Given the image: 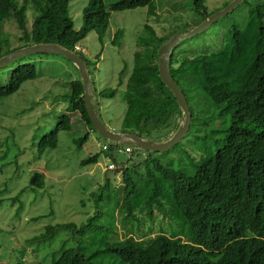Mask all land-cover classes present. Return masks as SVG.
<instances>
[{"label":"trees","instance_id":"1","mask_svg":"<svg viewBox=\"0 0 264 264\" xmlns=\"http://www.w3.org/2000/svg\"><path fill=\"white\" fill-rule=\"evenodd\" d=\"M30 1L37 15L29 28L25 17L29 0H0V57L37 43H55L78 54L84 50L76 51L75 46L82 48L80 42L91 31L96 32L101 43L104 42L111 11L147 7L148 17L155 16L156 4L164 0H116L108 5L104 0H88L78 29L74 28L68 14L70 0ZM203 2L192 0L189 6L192 5L205 18L209 13ZM263 7L264 4L259 2L251 9V23L245 33L234 25L230 28L227 43L218 53L198 54L177 62L175 50L178 45L174 48L169 70L176 83L179 86L182 81L187 83L188 75L197 79L195 82H200L207 98L226 108L229 124L222 130L223 134L213 137L212 144L204 145L196 152L185 151L189 162L178 169L152 157L134 162L136 154L134 146L130 145L131 151L125 153L134 163L108 170L121 176L122 184L113 191L121 199L117 213L121 214L125 237H115L113 242L105 244V248L122 262L264 264V24L259 19L264 17ZM8 20H13L21 31L19 39L24 40L23 45L7 47L8 38L2 40V26ZM254 21L258 22V26L251 34L249 29ZM173 30L158 35L149 23H145L143 33L137 38L132 68L125 73L126 63L119 73L116 87L98 92L100 97L112 98L122 86L126 112L120 131L148 138L154 130H163L164 137L165 133L168 137L176 129L181 111L173 94L159 77L157 54L158 48L174 33ZM78 55L89 71L92 62ZM175 63L181 64L175 66ZM183 65L195 66L199 77L194 72L179 77ZM35 76L33 63L18 62L5 83L0 79V99L13 94L24 81ZM64 110L54 127L39 138V151L55 148L61 131L70 132L76 127L85 129L73 139L77 147L87 140V129L95 131L84 106L81 80L71 81ZM75 114L78 124L71 119ZM104 143L109 144L108 151L116 145L107 140ZM125 145L128 144L121 146ZM97 161L98 154H94L80 163L95 164ZM140 166L144 168L146 180L150 181L144 186L134 178L140 179L141 174L137 171ZM111 185L106 178L99 191ZM43 186L44 175L35 171L30 177L29 187L41 189ZM145 190L143 199L142 191ZM17 198L18 195L11 203ZM108 224L116 231L114 223ZM73 227L75 224L72 222L48 224L42 232L27 238L24 244L46 241L58 230ZM154 232L155 235L152 234ZM45 263L94 264L78 246L66 247L58 255L51 253Z\"/></svg>","mask_w":264,"mask_h":264},{"label":"rangeland","instance_id":"2","mask_svg":"<svg viewBox=\"0 0 264 264\" xmlns=\"http://www.w3.org/2000/svg\"><path fill=\"white\" fill-rule=\"evenodd\" d=\"M111 1L116 0H104L107 5ZM227 1L204 0L203 3L211 15L210 13L222 9ZM87 2L88 0L69 1L68 14L75 29L82 24V10ZM191 2L192 0H164L156 4V15L150 17L147 7L111 11L104 42H100L94 31L89 32L80 42L84 51L78 54L92 62L89 73L95 91V105L101 120L109 128L114 131L121 129L126 112L124 90L121 86L112 98L100 97L98 92L116 87L119 73L126 63L128 67L126 66L125 73L132 68L137 38L143 33L145 23H149L158 35L167 34L174 29L172 36L186 32L204 21L202 14L192 5L189 6ZM259 2L264 4V0L242 1L201 33L180 42L175 50L177 62L198 54L218 53L227 43L229 30L233 25L245 33L251 23V9ZM36 15L29 0L25 9L27 27H31ZM259 19L264 24V17ZM257 26L258 22L254 21L249 29L250 33H254ZM2 27V40L8 38L7 47L25 43L19 39L21 31L13 20L5 21ZM2 45L4 46L3 42ZM18 62L33 63L36 76L24 81L13 94L0 99V264H46L51 253L58 255L69 246H78L82 254L94 264H126L105 248V244L113 242L115 237L123 239L125 235L120 222L121 214L117 213L121 199L113 191L122 184V180L119 174L114 175L113 171L105 169L109 161L101 151L104 139L95 131L87 129V140L81 147H77L73 139L85 129L76 127L70 132H59L55 148L42 151L38 149L39 138L54 127L58 116L65 111L71 81L80 80L77 68L59 55L31 54L1 67L2 83L8 80L10 71ZM179 64L181 63H175V66ZM193 72L199 77L195 66L183 65L178 76ZM186 78L187 83L182 81L179 84L186 92L192 113L188 132L167 152L147 153L134 147V162L152 157L158 158L164 165L178 169L189 162L185 158V151H199L204 145L212 144L213 137L224 133L222 130L229 124L226 108L209 100L200 88V82H195L197 79H192L191 75ZM71 119L78 124L76 114ZM163 134V130H154L148 139H166V133L165 137ZM122 144L124 143L120 145ZM112 153L118 165L128 166L134 163L129 161L127 153L115 150ZM94 154H98L97 163L81 165L82 159ZM35 171L44 175V186L41 189L29 187L30 177ZM137 171L141 174L140 179L133 175L137 183L144 186L150 182L143 175V166L137 168ZM106 178L112 185L102 187L100 192L99 188ZM142 192L144 199L146 190ZM17 195L18 198L12 204V199ZM89 218L90 224L87 223ZM65 222H72L75 227L60 229L46 241L24 244L27 238L42 232L46 225ZM109 222L115 224L116 231ZM152 234L155 235V232Z\"/></svg>","mask_w":264,"mask_h":264},{"label":"water","instance_id":"3","mask_svg":"<svg viewBox=\"0 0 264 264\" xmlns=\"http://www.w3.org/2000/svg\"><path fill=\"white\" fill-rule=\"evenodd\" d=\"M244 0H230L222 9L204 18L199 24L190 30L172 35L157 50L158 72L163 84L171 91L180 108V118L176 129L166 139L156 141L139 136L134 132L114 131L101 120L95 105V91L92 87L91 75L83 59L74 51L68 50L55 43H37L18 48L0 57V68L9 64L15 59L31 55L34 53L59 55L68 59L77 68L83 89V102L86 112L96 133L103 138L114 143H128L139 150L148 152H165L176 142L183 138L188 132L191 123V113L180 86L176 83L169 70V60L174 48L183 40L191 38L203 30L207 29L219 18L228 14Z\"/></svg>","mask_w":264,"mask_h":264},{"label":"built area","instance_id":"4","mask_svg":"<svg viewBox=\"0 0 264 264\" xmlns=\"http://www.w3.org/2000/svg\"><path fill=\"white\" fill-rule=\"evenodd\" d=\"M75 50H83L82 48H80L79 46H75ZM110 142V141H109ZM108 148H109V144L108 143H103L102 147H101V151L104 152L105 154V159L107 161H109V163H107L105 165V169H110V170H113L115 169L116 167H118L119 165L114 163L113 161V153L112 151L115 150L119 153H125V152H130L131 151V146L130 144L128 145H125V146H118L117 144L114 145V147L112 148L111 151H108Z\"/></svg>","mask_w":264,"mask_h":264},{"label":"clouds","instance_id":"5","mask_svg":"<svg viewBox=\"0 0 264 264\" xmlns=\"http://www.w3.org/2000/svg\"><path fill=\"white\" fill-rule=\"evenodd\" d=\"M75 52V51H74ZM108 141V140H107ZM111 142V141H110ZM114 143V142H113ZM115 144H117L118 146H121V145H119L118 143H115ZM125 144H128V143H125ZM131 145V144H130Z\"/></svg>","mask_w":264,"mask_h":264}]
</instances>
